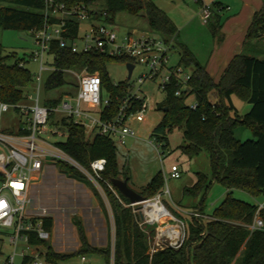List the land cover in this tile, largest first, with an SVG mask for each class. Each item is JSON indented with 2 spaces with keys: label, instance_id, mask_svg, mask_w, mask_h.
I'll list each match as a JSON object with an SVG mask.
<instances>
[{
  "label": "trees",
  "instance_id": "trees-1",
  "mask_svg": "<svg viewBox=\"0 0 264 264\" xmlns=\"http://www.w3.org/2000/svg\"><path fill=\"white\" fill-rule=\"evenodd\" d=\"M67 5L74 3H93L96 0H62ZM109 20L114 21L117 12L145 18L151 31L160 34L165 42H171L176 29L167 14L151 0H101ZM8 5L0 6V27L2 29L26 30L31 33L44 23L41 13L43 0H0ZM212 16L224 10V5L214 0ZM212 18V17H211ZM73 22V21H72ZM213 35L218 31L214 24L208 23ZM77 23H72L71 36L76 33ZM219 24H217V28ZM264 31V5L255 11L247 28L245 44L248 53L234 55L228 62L218 80L208 74L184 44L178 47L177 66L188 68L190 76L186 82L188 95H193L196 103L191 109L186 104V95L175 96L178 84L172 79L163 91L162 101L156 104L162 114L153 127L151 135L158 141L167 144V134L175 128L181 130V152L192 157L206 152L209 160L211 178L197 173L195 182L184 188V192L196 197L204 195L212 181L221 183L226 193L221 202L212 210L204 223L193 218L187 219L186 239L179 248L163 247L149 253L148 237L139 226L131 208L124 204L128 200L116 189V195L104 186L113 221V245L104 249L87 245L82 230L79 236L82 248L73 253H58L43 240L30 236V242L40 244L46 250V257L54 264L66 261L79 255L97 253L109 263L112 251V264H264V209L258 210L263 222L262 229H250L257 209L252 204L233 197L232 190L239 189L252 196L264 194V44L261 34ZM250 41H254V44ZM249 43V44H248ZM51 64L54 70L48 73L44 89L48 90L64 83V71L85 69L97 72L103 87L111 94L109 108L104 118L112 117L128 87L127 80L112 83L108 79L106 63L123 62L127 59L110 58L99 53H71L52 42L50 47ZM21 63H8L6 57H0V102L17 103L24 95L22 88L31 80L29 71ZM215 93L216 101L210 99ZM231 95L247 101L250 108L244 114H238L231 101ZM56 102V101H55ZM138 102L135 103V107ZM165 108V110H163ZM67 128L65 141L59 146L83 167L98 158L105 160L102 178L126 179L118 168L114 142L107 137L95 135L86 137L83 129L72 121L62 120ZM248 128L252 138L240 141L233 136L236 127ZM60 170L78 181L92 187L95 195L98 192L89 180L79 171L62 162H56ZM163 186V178L157 172L141 188L139 193L144 198L152 197ZM124 204H121V202ZM198 209L201 211L199 205ZM43 226L48 231L51 227L49 217H43Z\"/></svg>",
  "mask_w": 264,
  "mask_h": 264
},
{
  "label": "built area",
  "instance_id": "built-area-1",
  "mask_svg": "<svg viewBox=\"0 0 264 264\" xmlns=\"http://www.w3.org/2000/svg\"><path fill=\"white\" fill-rule=\"evenodd\" d=\"M190 1L199 5V20L207 25L211 21L212 6L204 4L203 0ZM91 5L92 3L83 2L67 5L62 0H43L41 13L44 23L40 29L32 32L34 49L29 55L32 61L39 62L35 77L36 96L32 98L24 95L14 104L0 102V234H5L8 245L13 247V252L0 259V264H54L47 259L42 245L30 242L31 235L43 241L48 239L49 231L43 226L42 219L45 215H33L27 209L31 182L35 179V174L44 167L45 159H54L73 167L89 180L99 194L103 193L105 196L104 186L113 194L116 193L110 181L102 178L101 172L105 168L103 158L92 160L89 167L85 168L59 146L61 142L49 143L41 135L48 131L52 135H65L66 139L67 128L62 120H70L83 129L86 137L104 136L114 143L125 144L127 138L135 137L128 121L145 119L147 98L139 87L144 81L160 77L158 86L164 91L173 79L178 84L175 96L189 94L186 82L190 71L184 73L186 68L177 65L166 66L170 42H165L160 36L144 33L138 36L125 33L117 38L113 22L109 20L104 6ZM224 9L229 7L224 6ZM72 21L77 23L74 36H71ZM81 21L86 22L87 27L79 35ZM261 40L264 44V31ZM52 42L71 53L93 52L110 58L127 59L126 63L133 64V67L135 64L142 65L145 71L137 77L138 87L135 91H132L127 78V91L110 118L103 117L110 106V92L103 87L97 72H88L84 68L78 73L75 70H65L76 76L74 93L63 94L54 105L46 106L39 103V81L42 72L50 73L54 70L52 65L50 68L43 65L45 56H50ZM18 66L23 64L19 63ZM102 92L107 95L103 96ZM188 106L193 109L196 103ZM7 111L16 117V125L6 128L1 121L2 114ZM53 115H56L54 121ZM49 122L61 129L49 130ZM169 175L179 177L176 165H171ZM124 205L139 216L141 222L138 224L154 226L149 244L150 254L163 247L176 249L183 245L187 234L186 223L182 219L185 213L197 221L203 217L208 219L198 209L184 212L178 208V216H173L161 202L159 192L151 198ZM261 208V205L257 206L252 223L248 225L251 230L263 228V222L257 213ZM16 256L19 257L17 263ZM76 258L78 264H86L85 255Z\"/></svg>",
  "mask_w": 264,
  "mask_h": 264
},
{
  "label": "rangeland",
  "instance_id": "rangeland-1",
  "mask_svg": "<svg viewBox=\"0 0 264 264\" xmlns=\"http://www.w3.org/2000/svg\"><path fill=\"white\" fill-rule=\"evenodd\" d=\"M159 9L169 16L176 29L175 37L170 42L167 51L166 66L174 67L178 62V47L176 43L184 44L194 58L200 63H204L212 49L219 43V34L213 35L210 26L200 22L196 14V3L190 0H151ZM214 0H203L204 4L212 5ZM264 4V0H262ZM8 5L0 2V6ZM91 6L101 7L103 2L96 0ZM232 6V5H230ZM199 8V5H198ZM188 24L187 29L181 30V24ZM117 38L125 33L133 36L148 34L150 36H160L159 33L151 31L147 22L142 16H133L125 12H117L113 22ZM87 23L80 22L79 35L86 30ZM254 41H250V44ZM249 44V43H248ZM248 45L243 53H248ZM34 49L33 35L30 31L2 29L0 27V57H6L8 63L19 61L23 64L31 76L30 82L22 88L23 95L36 96V75L38 74L39 62L32 61L29 57ZM44 66L51 67V57L45 56ZM46 62V63H45ZM106 71L109 81L118 83L127 80V70L125 63L111 61L106 63ZM145 71L144 67L135 64L128 82L132 91L138 87L137 77ZM189 69L183 70L188 73ZM77 73L79 71H76ZM48 73L42 72L39 81V103L49 106L63 94H73L76 86V76L73 73L64 71V83L60 86L45 90L43 85ZM160 77L153 80L144 81L139 87L147 98V109L144 121L130 119L129 127L135 137L127 138L125 144L114 143L116 149V161L119 171L127 177V185L138 192L155 175L160 172L163 178V186L160 189V200L173 216H178V208L184 212H191L200 205L204 216H209L223 199L226 189L216 181H212L204 195L193 197L184 192L185 187L191 186L197 173H203L208 179L211 178L209 160L206 152L188 157L184 155L179 146L182 144L181 130L173 129L167 134V144L158 142L152 135V129L159 121L162 112L156 108V104L162 101L163 91L158 84ZM106 96V92H102ZM212 101H216L215 93L210 95ZM32 101V100H31ZM231 101L238 114H244L250 108V104L231 95ZM29 102V100H28ZM194 96L190 95L186 99V104L194 103ZM56 115H53V121ZM2 126L11 127L16 125V117L12 112L7 111L2 114ZM60 127L53 122H49V130H58ZM61 129V128H60ZM233 136L240 141L252 138L250 129L241 126L233 130ZM41 137L49 143L63 142L65 135H52L48 131ZM176 165L179 169V177H170V167ZM119 179H122L120 177ZM233 197L243 201L261 205L264 209V194L252 196L239 189L232 190ZM153 197V196H152ZM151 198V197H147ZM136 207V206H135ZM28 211L33 215L42 214L49 217L51 227L49 237L45 241L53 251L58 253H73L82 248L79 228L85 237L86 243L90 247L104 249L113 245V221L111 209L106 196L103 193L95 195L92 187L82 181H78L63 173L54 159H45L44 167L35 174V179L31 182L29 191ZM141 222L139 216L134 214ZM189 214L182 216L184 221L190 219ZM207 219L201 218L204 223ZM148 233L153 231L154 226L139 224ZM152 236V235H151ZM151 240L148 237V244ZM18 248H16V251ZM13 252V247L8 245L5 234H0V259ZM86 264H112V251L109 254V263H106L103 256L97 253L86 254ZM76 257L70 260H76ZM69 260V259H68ZM19 261L16 256L15 263ZM75 261V262H76ZM67 264V261L60 262Z\"/></svg>",
  "mask_w": 264,
  "mask_h": 264
},
{
  "label": "crops",
  "instance_id": "crops-1",
  "mask_svg": "<svg viewBox=\"0 0 264 264\" xmlns=\"http://www.w3.org/2000/svg\"><path fill=\"white\" fill-rule=\"evenodd\" d=\"M216 1L224 6H228L229 9H224L213 14L210 21V23L214 24L217 29L220 41L216 44V48L211 50L208 58L202 63V65L214 81L219 79L231 58L245 50V47L247 46V44H245V37L247 35V28L250 24L251 17L255 11L259 10L264 5L262 0ZM196 14H198V5L196 8ZM217 24H219L218 28ZM181 28V30L187 29L188 24L186 22L181 24ZM66 261L67 264H78V259L77 261L72 259Z\"/></svg>",
  "mask_w": 264,
  "mask_h": 264
},
{
  "label": "water",
  "instance_id": "water-1",
  "mask_svg": "<svg viewBox=\"0 0 264 264\" xmlns=\"http://www.w3.org/2000/svg\"><path fill=\"white\" fill-rule=\"evenodd\" d=\"M125 67L127 70V78H129L133 68V64L128 62L125 64ZM163 110H165V108ZM110 183L123 197L128 200L129 203H137L144 199L142 195H140L127 185L126 179L112 178L110 180Z\"/></svg>",
  "mask_w": 264,
  "mask_h": 264
}]
</instances>
